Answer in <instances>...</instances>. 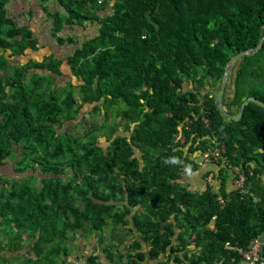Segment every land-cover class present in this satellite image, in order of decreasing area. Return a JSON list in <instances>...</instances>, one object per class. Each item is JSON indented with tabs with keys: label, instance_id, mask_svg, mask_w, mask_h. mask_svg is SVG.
<instances>
[{
	"label": "trees",
	"instance_id": "16d2710c",
	"mask_svg": "<svg viewBox=\"0 0 264 264\" xmlns=\"http://www.w3.org/2000/svg\"><path fill=\"white\" fill-rule=\"evenodd\" d=\"M61 1L69 15L53 34L71 52L0 78V166L22 152L17 179L0 187L2 224L33 233L37 264H67L61 243L95 233L103 254L74 263L248 264L238 248L260 238L264 264V106L234 121L216 104L230 58L264 35V0ZM88 6L106 12L99 34H63ZM17 29L8 38L22 52L38 48ZM233 68L223 100L236 114L249 96L264 101V42ZM87 104L101 122L73 130ZM216 146L225 159L201 163ZM112 226L130 232L124 250L105 244Z\"/></svg>",
	"mask_w": 264,
	"mask_h": 264
},
{
	"label": "crops",
	"instance_id": "0c3cea01",
	"mask_svg": "<svg viewBox=\"0 0 264 264\" xmlns=\"http://www.w3.org/2000/svg\"><path fill=\"white\" fill-rule=\"evenodd\" d=\"M95 2L100 5L98 0ZM92 3H88V5ZM87 10L90 11V14L88 18L84 19L85 22L65 25L62 33L81 36V38L98 35L101 25L96 19L104 17L106 12L103 9L98 10L96 7L90 8L89 6ZM0 15L7 20L2 24L0 32L5 37L4 39L7 40V44L0 45V78L11 79L15 69L25 65L31 59L43 61L45 57L53 54L57 58H63L71 52L70 45L68 43L59 44L53 34L57 17L60 18L61 15L62 18H67L69 15L61 0H0ZM16 29L22 33L18 36L20 39L24 32L28 31L32 38L37 40L38 48L27 47L22 52L19 47L21 44H15V42L13 43V38H8ZM16 177H18V173L15 171L13 162L0 166L1 189L9 186ZM2 222L0 220V264H37V262H33V260H37L36 253H30V249L35 242L32 239L33 233L21 232L17 228L13 229L12 225H3ZM18 236H20V239L17 238ZM17 242L21 245H27V247L21 251L6 247L9 244L15 245ZM22 251H29L27 259L23 257L24 252ZM86 253H89V251L82 250L81 255Z\"/></svg>",
	"mask_w": 264,
	"mask_h": 264
},
{
	"label": "rangeland",
	"instance_id": "374dc122",
	"mask_svg": "<svg viewBox=\"0 0 264 264\" xmlns=\"http://www.w3.org/2000/svg\"><path fill=\"white\" fill-rule=\"evenodd\" d=\"M0 36L2 37L1 34H0ZM232 73L233 74L235 73L234 68L231 71V74ZM64 80H67V77L61 76L59 78L57 84L63 85V83L65 82ZM79 93H80V88L76 87V95L78 96ZM91 109H92V106L90 104H87L86 106H84V110H81L80 116L76 117V119H75L76 122L72 126L73 130L84 131V130L90 129V128L94 127L96 124H98L99 123L98 119H100V122H101L102 117H98V114L92 113ZM79 117H81V118H79ZM117 121H119V118H117ZM16 154L14 155V159H12L10 162L18 161L19 149H17ZM25 164L27 166V169L23 170L21 172V174L23 175L22 177L26 176L25 180L27 178L32 179L33 176H31V174H33V172H32V169L30 168L31 159L28 158L26 160ZM40 170H41L40 167H37V170L35 173L40 174ZM34 175H36V174H34ZM89 235L83 234L82 238H81V235H79V236H77V240L69 239V240H66L63 243H61L62 246L66 249L67 255L64 253L63 257L65 259H67V264H76V261H75V263L73 262L74 261L73 258H80L82 256L81 255L82 250L93 251V252L95 251L99 255L103 254V252L100 250L101 246L97 242L98 234L95 233L94 235H91V236H89ZM130 240H131L130 232L124 230L123 228L118 227L117 230H114V228L112 226L109 229H106V231H105V237H104L105 244L108 243L110 245H114V249L119 248L121 250H124V247L127 245V243L130 242ZM25 244H27V243H25ZM9 246H8L9 248H11L12 250H16V251H21L22 249H25L27 247V245H23V244L21 245L19 242L15 243V245L9 244ZM22 252H24V251H22ZM28 252L29 251L23 253V257L25 259H27L29 257ZM31 252H33V251H30V253ZM36 261L37 260H34V262H36ZM53 264H61V260H60L58 254L54 255V263Z\"/></svg>",
	"mask_w": 264,
	"mask_h": 264
},
{
	"label": "water",
	"instance_id": "95a60500",
	"mask_svg": "<svg viewBox=\"0 0 264 264\" xmlns=\"http://www.w3.org/2000/svg\"><path fill=\"white\" fill-rule=\"evenodd\" d=\"M263 42H264V35L256 47L249 48V49L243 50V51L235 54L234 56H232L230 58V60L228 61L227 65H226L224 77H223V80L221 82L222 86H220V89L217 92L216 104H217V107L222 111V113L225 116L229 117L230 119H232L234 121H239L242 118L243 113H244V109L248 103L255 102L261 106H264V101L259 100L256 96H249L248 98H246L241 103V105L238 109V112L236 114H231V112L228 111L227 106L225 105L224 100H223L226 87L228 86L227 84L229 81V77H230L231 71H232L235 63L244 55H254L255 53H257L260 50V48L262 47Z\"/></svg>",
	"mask_w": 264,
	"mask_h": 264
},
{
	"label": "built area",
	"instance_id": "2783aa9c",
	"mask_svg": "<svg viewBox=\"0 0 264 264\" xmlns=\"http://www.w3.org/2000/svg\"><path fill=\"white\" fill-rule=\"evenodd\" d=\"M225 149L223 147H210L202 154V162H207L209 160H220L225 159L224 156ZM211 179V176L209 177ZM237 186H242L244 182V177L241 176L237 179ZM221 203H224V199L222 197L219 198ZM262 242L260 238L255 239L252 247L249 250H244L242 248H238L239 252L242 253L243 257L246 259L248 264H257V261L260 259V250L262 246Z\"/></svg>",
	"mask_w": 264,
	"mask_h": 264
},
{
	"label": "clouds",
	"instance_id": "9594fccd",
	"mask_svg": "<svg viewBox=\"0 0 264 264\" xmlns=\"http://www.w3.org/2000/svg\"><path fill=\"white\" fill-rule=\"evenodd\" d=\"M98 2H99V3H102V0H98ZM19 154H20V153H19ZM19 154H18V155H19ZM18 157H19V156H18Z\"/></svg>",
	"mask_w": 264,
	"mask_h": 264
}]
</instances>
